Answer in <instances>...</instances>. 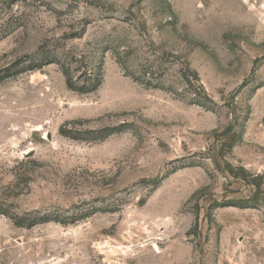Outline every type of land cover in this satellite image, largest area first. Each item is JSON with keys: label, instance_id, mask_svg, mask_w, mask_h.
<instances>
[{"label": "rangeland", "instance_id": "obj_1", "mask_svg": "<svg viewBox=\"0 0 264 264\" xmlns=\"http://www.w3.org/2000/svg\"><path fill=\"white\" fill-rule=\"evenodd\" d=\"M0 264H264V0H0Z\"/></svg>", "mask_w": 264, "mask_h": 264}, {"label": "trees", "instance_id": "obj_2", "mask_svg": "<svg viewBox=\"0 0 264 264\" xmlns=\"http://www.w3.org/2000/svg\"><path fill=\"white\" fill-rule=\"evenodd\" d=\"M50 64H55L58 67L60 73L64 77L67 88L73 92L79 94H89L96 91L102 83L101 72L94 71L93 68L85 63L84 59L77 57L76 55H69L60 58L54 55H49L48 53H45L41 50L40 52H38V57L35 59V61L32 64L26 66L25 70L32 71ZM59 133L65 137L80 140L79 138L69 133L66 129L61 128L59 130ZM113 133V130L105 129L103 131V134L100 137H95L94 140L107 138ZM50 221L55 222L56 220L50 219V217L45 216L34 219L30 222L18 219L15 224L17 226L31 228L38 224H44Z\"/></svg>", "mask_w": 264, "mask_h": 264}]
</instances>
